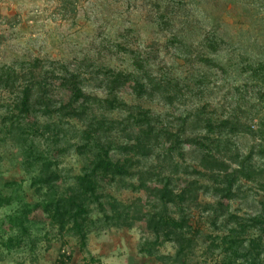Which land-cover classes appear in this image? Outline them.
Wrapping results in <instances>:
<instances>
[{
	"label": "rangeland",
	"instance_id": "374dc122",
	"mask_svg": "<svg viewBox=\"0 0 264 264\" xmlns=\"http://www.w3.org/2000/svg\"><path fill=\"white\" fill-rule=\"evenodd\" d=\"M37 59L46 68L88 71L84 90L100 99L107 93L95 68L170 79L179 92L173 105L123 91L129 108L97 109L108 124L94 138L118 157L121 146L149 142L150 156L130 153L138 170L152 174L148 186L170 179L178 192L187 180L199 191L196 204L166 205L137 176L98 183L97 198L84 193L86 163L77 146L89 122L39 114L31 125L18 117V93L0 87V264H264V233L254 224L264 218L260 185L242 181L222 210L210 191L215 181L198 173L202 153L156 137L165 130L183 139L206 135L192 123L182 131L204 107L207 117L238 116L253 131L264 130V76L250 70L264 64V0H0V69L20 70ZM140 110L149 112L144 125L135 119ZM222 142L227 159L254 150L264 175V132L225 133ZM51 174L58 179L43 183ZM74 202L82 208L78 217ZM146 213L187 221L183 255L176 241L158 243L155 234L118 223Z\"/></svg>",
	"mask_w": 264,
	"mask_h": 264
},
{
	"label": "trees",
	"instance_id": "16d2710c",
	"mask_svg": "<svg viewBox=\"0 0 264 264\" xmlns=\"http://www.w3.org/2000/svg\"><path fill=\"white\" fill-rule=\"evenodd\" d=\"M210 45L214 48L218 43L212 40ZM207 61L214 64L211 60ZM42 65V62L37 59L32 64H23L20 70L10 66L0 69V87L18 93V103L16 104L18 117L31 125L37 124V115L39 114L49 118L57 115L61 118L89 122L90 129L83 135L85 142L77 146V152L85 157L86 163L84 168L86 175L80 178L81 183L86 185L84 186L86 190L84 193L89 191L91 196L97 198L94 187L98 183L111 185L117 179L138 176L141 181L140 187L149 190V193L154 195L156 200L162 204L181 206L188 201L196 204L199 191L197 181H183L178 192L171 188L170 179L161 188L148 186L149 180L146 177L152 176V174L138 170L136 167L140 162L130 153L141 154L144 157L150 156L153 154V148L149 142L144 143L139 139L135 145L121 146L123 156L118 157L112 154L114 152L112 148L105 145L98 146L96 141L104 134L108 124L107 120L98 119L95 116L97 109H104V111L109 112L129 108L128 104L119 97L123 91H130L138 97L160 96L166 104L173 105L179 92L170 79L157 78L151 74H145V77L141 78L133 73L115 71L107 67L95 68L94 74L97 75L96 77L100 82L99 87L105 88L107 93L105 99H100L89 95L84 90L85 86L88 85L86 84L88 83V71H71L64 66L59 69L54 64L51 68ZM250 70L253 77L257 79L259 76H264V64H259L257 68H250ZM196 111L197 113L193 116L194 120L191 121L190 118H186L183 121V130H181L184 132L187 125L192 123L196 126V130L207 132L206 135L187 136L183 139L181 132L176 134L171 130H165L161 134L158 133L156 137L162 135L163 141L175 149L186 145L196 148L202 153L200 164L204 172L198 173L199 175L209 173L211 180L215 181V185L210 187V191L219 197V205L222 210L229 207V202L235 198L236 189L242 181L258 183L261 190L264 191V175L262 168L258 167L254 150L250 151L247 156L238 154L235 158L227 159L224 156L226 152H224L222 142L225 133L232 135L244 133L257 137V133H263L264 130L253 131L251 126L244 123L238 116L215 119L205 116V107ZM135 119L139 125H144L149 120V112L140 110ZM47 128H51V125H48ZM151 132L147 131L145 135L149 137ZM210 135H217V137L212 138ZM95 136L97 139L94 138ZM56 179L58 176L54 174L46 175L43 183L50 185ZM73 205L76 208V214L82 212L78 203L74 202ZM101 206L105 211V204H101ZM110 206L113 211L118 210L114 203H110ZM42 207L47 210L45 206H37L34 211ZM61 216L63 217V215ZM78 216L79 214L76 217ZM106 217L107 220L113 219L112 216L106 215ZM132 220H119L118 223L129 228L139 226L144 233L155 234L158 243L160 240L163 242L176 241L180 246L178 255L181 256L185 253L189 244L184 233L187 227L185 219L177 220L160 214L146 213ZM254 224L264 233V218L255 219ZM74 228L80 230L78 221L75 222Z\"/></svg>",
	"mask_w": 264,
	"mask_h": 264
}]
</instances>
